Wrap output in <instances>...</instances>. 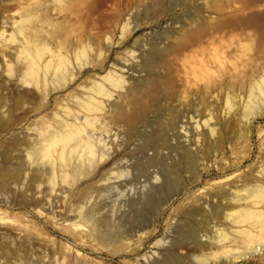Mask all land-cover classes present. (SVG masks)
<instances>
[{"label": "rangeland", "instance_id": "rangeland-1", "mask_svg": "<svg viewBox=\"0 0 264 264\" xmlns=\"http://www.w3.org/2000/svg\"><path fill=\"white\" fill-rule=\"evenodd\" d=\"M1 2L9 6H6L3 12L0 10L2 12L0 32H5L4 35H0V95H5L6 98L3 97L9 100L11 105L6 101L0 103L2 118H0V180H4V184L0 187L5 186L0 191V264H180L182 262V264H264V239L259 241L260 237H256L253 242H240L243 240L241 233L236 236L238 241H233L234 249L230 254L225 256L219 253L207 259L208 253L216 249L210 242L212 241L210 236L214 233L210 228L217 224L219 227L223 226L224 231L228 229L235 231L240 226L225 220L222 216L212 214V208L217 201L205 198L207 191L215 185L227 182L226 179L230 175L238 172L251 177L250 168L254 169L264 162V93L258 91L250 100L249 82L240 85L229 102H227L228 92L224 93V102L220 103V111L216 116L218 125L226 131L225 141H220V147L228 150V156L211 152L209 156L203 158V154L199 153L200 158L197 157L194 163L188 164L180 155L183 147L173 140L171 144L176 148L170 155L162 158V164L151 167L147 158L154 150L145 141L150 137L149 135L151 138L154 135L149 124L156 123L157 118L152 117V122L142 123L132 135H126L124 132L117 137L114 134L117 132L115 128L112 130V136L106 138L102 136L104 141L107 140L106 143L111 137L114 140L113 144L112 141L109 142L111 146L104 145L102 139L99 142L101 150L106 154L122 146L119 153L114 152L108 164L99 170L97 177L93 178L84 173H79L78 176L77 173L63 181L60 177L63 170H60L55 176V186L50 179L53 176L51 160L47 157L42 159L40 158L42 155L30 152L40 146L39 143L34 144L38 142L39 132L42 131L35 122L44 112L27 122H21L17 117L21 109L13 105L17 95L27 94L34 88L35 92L40 91L38 87L36 89L33 85L24 83L22 67L25 59L18 57L19 50L35 32L57 34L61 24H67V28L85 33L90 30V26L92 28L102 23L99 26L103 27L100 29V35L105 44L102 45L100 57L108 54L109 50L112 51L108 65L103 71L85 73L77 84L62 93L57 94L52 90V106L47 111H55L53 108L56 97L62 99L75 89H81L79 83L88 79L89 75L93 78L88 80L103 82V77L108 72H112L117 76L121 75L127 86L133 82L142 83L147 78L144 72L137 70L141 69L142 58H159L153 52L154 48L171 46L176 37L188 33V26L205 19L217 21L223 17L225 21L227 20L226 23L236 22V25H231L234 27L229 26L228 31L235 30V26L239 24L243 25L236 27L240 29L236 31L240 34L242 32L241 38L246 41H250L246 32L250 30L249 32L255 34L256 39H253V33H250L254 43L252 41L253 44L250 43L249 48V43L246 42L248 49L244 50L243 56L250 57L258 66L257 78L260 80L264 77V0H2ZM94 16L98 17L96 24H94ZM117 16L120 20H116ZM46 18L51 19V22L48 23V20L46 22ZM135 23L143 24L141 29L139 28L131 36L126 46L118 48L119 38L121 39L125 30L124 25L129 24L126 26L131 28ZM104 25L107 26L106 30ZM114 58L122 59L123 65L115 64ZM77 63L74 60L70 64L66 71L67 76H71V72L76 74L79 69L89 64ZM9 66L12 67L11 71ZM132 66L135 68L129 69ZM44 75L45 73L42 72L43 84ZM49 77L50 80L53 79L50 74ZM52 85L51 87L54 86ZM125 90L126 88L113 90V96L105 99L107 109L116 102L120 103L123 95L126 94ZM23 105L28 106L27 103ZM79 114L78 121L83 120V112ZM2 116H6L4 117L6 120ZM247 118L251 119L250 122ZM246 122L250 123L249 133L244 130ZM33 124L34 126H31ZM194 132L197 133L196 130ZM90 133H93L92 129ZM18 134L20 137H16ZM188 135L184 137L187 140L191 139L186 143H189L190 148L197 151L202 147L197 134ZM93 136L96 141L101 137L96 134ZM184 137L181 136L182 142L186 140ZM24 140L30 143L31 147L30 145L27 147L26 142L25 146ZM18 142L23 145H18ZM103 151L94 157L96 162H100ZM74 154L73 159H70L71 153L67 157L71 160V165L61 167L67 168L66 170L72 174L73 170L82 165L80 155L83 152ZM248 156L251 159L242 162ZM4 157L10 159L6 160ZM15 158L18 161H15ZM20 160L23 162L20 163ZM223 163H227L228 170L222 171ZM22 164L23 167L27 164V167H24L26 170L20 168ZM37 164L39 173L34 172ZM205 165L209 167L211 174L206 172ZM163 167L174 169L171 176L177 178L176 185L167 187L163 171L161 172ZM85 168L84 166V171H88L90 167L86 170ZM5 170L8 172V177L4 176L7 178L6 181L2 173ZM50 173L52 176L48 179ZM15 174H18L17 177L13 176ZM38 174L41 177H35ZM118 174L120 175L117 176ZM102 175H105L104 179ZM34 179H37V182ZM95 184L99 189L92 188ZM81 188L86 191H81ZM79 191L84 193H78ZM191 226L197 230V236L193 238L186 235ZM2 231L4 234L1 233ZM182 231L186 234L184 235ZM206 231L207 233L204 234ZM181 234L185 238L188 237V240Z\"/></svg>", "mask_w": 264, "mask_h": 264}, {"label": "bare ground", "instance_id": "bare-ground-1", "mask_svg": "<svg viewBox=\"0 0 264 264\" xmlns=\"http://www.w3.org/2000/svg\"><path fill=\"white\" fill-rule=\"evenodd\" d=\"M1 1L2 0H0V10L3 12L4 8L9 5L3 4ZM246 6L250 7L249 5ZM254 6H256V4ZM2 12L0 11V13ZM88 15L91 14L88 13ZM95 17L96 16H94V18ZM97 18H95L94 24H96ZM118 18L117 16L116 20H120V18ZM47 20L48 23L51 22V19L46 18L45 21L47 22ZM226 21L222 17L217 21H207L205 19L195 24L192 23L187 27L188 33L181 37H176L171 46L154 48L153 52L157 54L160 59L157 57L142 58L141 69H137L141 73L144 72L147 75V78L142 83L133 82L127 86L125 85V80H122L121 75L117 76L116 73L113 74L112 72H108L103 77V82L95 80L90 81L88 79H92L93 77L89 75L88 79L79 83L78 86L81 87V89H75L74 92H70L62 99L59 97L55 98V105L53 108L55 111L53 112L47 111L52 106V90L56 91L57 94L62 93L77 84L85 73L90 71H103L108 65V59L111 56L112 50H109L108 54H104V56L100 57L102 45L105 44V42L101 40L102 36L100 35V29L103 27L99 26L102 23H99V26L94 25L92 28L89 25L90 30L88 29L85 33L78 32L75 29H69L67 28V24H61L57 34L40 31L35 32L32 38L29 37L27 43L19 50L18 57L25 59V64L22 67L24 83L33 85L36 89L38 87L40 91L35 92L34 88L32 91H28L29 93L27 94L17 95L13 100V105L15 108L21 109L20 113L17 115L18 121L21 120V122H27L32 117L44 112L35 122V125L39 126L42 131L39 132L40 137L38 142H34V144L36 145L39 143L38 145L40 146L37 150L34 149L35 152L33 150H30V152L35 155H42L41 157L39 156L42 159L47 157L51 160L52 167L50 164L49 166L53 168V176L52 173H50L51 175L48 176V179L52 176L50 179L52 183H54V186L56 181L55 176L59 174L60 170H63L60 176L63 181H66L68 177L76 175L77 173L78 176L79 173H84L93 178L97 177L99 170L108 164L114 152L119 153L120 147L122 146L121 145L111 152L109 151V146H111L109 142L112 141L111 143L113 144V138L111 137L110 141L106 143L107 140L104 141L102 136L104 138H106V136H112V130L115 128L117 132L114 134L117 137L124 134V132L126 135H132L142 123L152 122V117L157 118L156 123L149 124L153 129L152 133L154 135H152V138L151 135H149L150 137L146 138L145 141L148 142L146 144H149L154 150L153 154L147 158V162L151 167L152 165L156 166L157 164H162V158L168 154L170 155L174 148H176L171 144L173 140L179 142L180 146L183 147L180 155L188 164L194 163L197 157L200 158L199 153L203 154V158L209 156L211 152L227 155L228 150L226 151L223 147H220V141H225L226 131H224L223 127L218 125L219 122L216 119L220 111V103L224 102L223 95L228 92L227 102H229L230 99L233 98V95L235 96L238 87L244 82H249L250 93H248V96L249 99L252 100L258 91L264 93V77L259 80L257 78V72L259 71L258 66L253 63L250 57L245 58L243 56V53L245 54L244 50L246 48L248 49V43L249 48L250 45L254 43L252 35L253 39H256L254 38L256 37L255 34L249 32L250 30L247 28L249 31L246 32V35H248L247 38L250 41H246L241 38L242 32L240 31V34L236 31L240 30L236 27L239 28L241 24L238 23L239 25L235 26V30L228 31L229 26L232 24L234 25L236 22L230 24L229 22L226 23ZM126 25L128 26L129 24ZM126 25H124L126 31L124 30L121 39L119 38L118 48L126 46L130 42L131 36L135 34L143 24L135 23L131 28H128ZM105 27L107 29V26L104 25V30H106ZM241 29L243 30L242 27ZM4 33L5 32L2 31L0 35H4ZM252 41L253 43H251ZM74 60L79 64H89L79 69L76 74L71 72V76H67L66 71ZM119 60L116 58L114 63L123 65L124 61H121L122 59ZM131 68L135 67L132 66L129 69ZM9 70H12L11 66H9ZM42 72L45 73L44 84L42 82ZM49 74L53 79L50 80ZM51 85L53 87H51ZM116 88L119 90L126 88V94L123 95V99L120 103L116 102L113 105L111 104L112 107L107 109L105 99L111 98L113 96V90ZM84 89L85 91H83ZM3 96L5 95H0V103L2 104V102L5 101L6 103L9 102V100H5L6 96L5 98ZM24 103H27L28 106L25 107L23 105ZM8 104H10V102ZM80 112H83L84 118L78 121ZM4 117L6 118V116ZM4 117L3 119H5ZM12 120L14 121V119ZM250 120L251 119H248L247 121L250 122ZM8 125L10 126V124ZM31 126H34V124ZM3 128L5 129L6 127ZM33 128L34 127H32V129ZM90 129L93 130V133H90ZM195 130L197 133L194 132ZM244 130L245 132H250V123L247 124L246 122V124H244ZM95 134L101 136H98L100 141H98L99 138L96 141V138L93 136ZM188 134H191L190 136L198 135L197 139L201 141L202 147L198 146L199 148L197 151L190 148L188 146L189 143L186 144L187 141L191 140L185 138L189 136ZM17 136H19V134L16 135V137ZM29 136L31 137V135ZM38 136H36V138H38ZM181 136H185L184 138L186 140L182 142ZM101 139L105 142L104 145H109L108 154L101 150V144L99 143ZM40 141L44 142L41 143ZM25 142L24 140L23 144ZM26 143L28 144L27 147L29 145V147H31L30 143ZM23 144L18 142V145ZM24 145L26 146V144ZM165 150L167 152H165ZM80 151L83 152V154L80 155V157H82L80 159L82 165L75 171L73 170V174L69 173V171L66 170L67 168H61L71 165V160L67 158L69 153H71L70 159H73V154L76 152L80 153ZM100 151H103L100 162H96L94 157L100 153ZM218 154L216 156H218ZM8 159H10V157ZM8 159L6 158V160ZM15 159V161H18L17 158ZM249 159H251L250 156L243 159L242 162ZM23 161L20 160V163ZM32 161L35 160L32 159ZM42 162L44 163V161ZM42 162L41 165H43ZM38 164L36 171H34L36 173L40 172L37 171V169H39ZM84 166L86 168L90 167L88 171H84ZM21 167H23V164L20 168ZM24 167H27V164L24 165ZM42 167L44 168L45 166L43 165ZM227 168V163H223L222 171L224 169L228 170ZM204 169H206L208 174H211L207 165H205ZM24 170L26 169L24 168ZM173 170L174 169L169 168L161 169V172L163 171L162 173L165 176L164 180L167 187L174 186L177 183V178L171 176ZM250 170L251 172L249 171V173H251V177H248L245 173L242 174L240 171L241 173L238 172L230 175L228 179H226L227 182L215 185L212 189L207 191V194L205 192L207 195L205 198L217 201V204L212 208V214L222 216L225 220L240 225L235 231L229 229L224 231L223 226L219 227L217 224H212L214 229H211V227L210 230L214 233L213 235L209 233V231L208 233L212 235L210 236L212 240L210 242L214 244L216 249L208 253L207 259H210L211 255L216 256L219 253H223L225 256L230 254L234 249L233 241H238L236 236H239L240 233L243 239L240 242H253L256 240V237H260L259 241L264 239V162L254 169L250 168ZM2 173L4 174L3 177L8 175L6 170L4 172L2 171ZM17 175L18 174H15L13 176L17 177ZM119 175L120 174L117 176ZM38 176L41 177L39 174L35 175V177ZM104 176L102 175L103 179ZM5 177L3 179L6 181L7 178ZM12 178H10V181ZM34 180L37 182V179ZM3 181L4 180H0V186L4 184ZM10 181H8V183ZM3 188L0 187V191ZM83 188L85 189V187ZM92 188L95 190L99 189L97 184ZM84 189L81 188V191H86ZM81 191L78 193L83 194L84 192L82 193ZM1 233L4 234L3 231ZM186 233L185 234L189 238L197 236V230L192 226ZM206 233L207 231L204 234ZM183 234L181 235L185 238V234ZM188 237L185 239L188 240Z\"/></svg>", "mask_w": 264, "mask_h": 264}]
</instances>
